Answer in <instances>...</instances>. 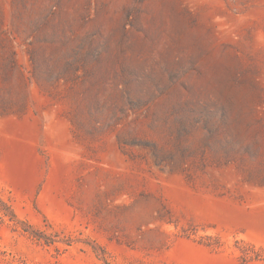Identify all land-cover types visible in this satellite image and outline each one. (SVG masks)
<instances>
[{
  "label": "rangeland",
  "instance_id": "374dc122",
  "mask_svg": "<svg viewBox=\"0 0 264 264\" xmlns=\"http://www.w3.org/2000/svg\"><path fill=\"white\" fill-rule=\"evenodd\" d=\"M264 264V0H0V264Z\"/></svg>",
  "mask_w": 264,
  "mask_h": 264
},
{
  "label": "trees",
  "instance_id": "16d2710c",
  "mask_svg": "<svg viewBox=\"0 0 264 264\" xmlns=\"http://www.w3.org/2000/svg\"><path fill=\"white\" fill-rule=\"evenodd\" d=\"M8 264H10V263L8 262Z\"/></svg>",
  "mask_w": 264,
  "mask_h": 264
}]
</instances>
